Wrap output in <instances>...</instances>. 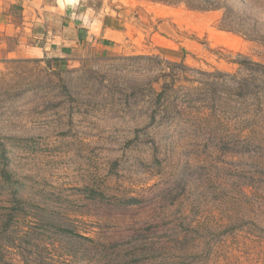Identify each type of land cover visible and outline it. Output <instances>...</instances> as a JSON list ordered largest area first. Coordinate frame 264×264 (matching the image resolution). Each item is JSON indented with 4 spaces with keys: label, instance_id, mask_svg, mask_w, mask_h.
Wrapping results in <instances>:
<instances>
[{
    "label": "rangeland",
    "instance_id": "374dc122",
    "mask_svg": "<svg viewBox=\"0 0 264 264\" xmlns=\"http://www.w3.org/2000/svg\"><path fill=\"white\" fill-rule=\"evenodd\" d=\"M80 8L130 50H0V264H264V0Z\"/></svg>",
    "mask_w": 264,
    "mask_h": 264
},
{
    "label": "crops",
    "instance_id": "0c3cea01",
    "mask_svg": "<svg viewBox=\"0 0 264 264\" xmlns=\"http://www.w3.org/2000/svg\"><path fill=\"white\" fill-rule=\"evenodd\" d=\"M112 16L117 18L80 8V0H0V50L64 60L126 52L133 32L128 23L114 24Z\"/></svg>",
    "mask_w": 264,
    "mask_h": 264
}]
</instances>
